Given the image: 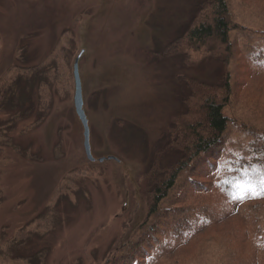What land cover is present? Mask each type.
<instances>
[{"label": "rangeland", "instance_id": "rangeland-1", "mask_svg": "<svg viewBox=\"0 0 264 264\" xmlns=\"http://www.w3.org/2000/svg\"><path fill=\"white\" fill-rule=\"evenodd\" d=\"M201 1L0 0V77L55 61L68 64L73 79L84 51L78 70L95 159L85 156L74 84L62 70L51 83L52 109L33 129L38 113L15 121L19 103L0 97V264H104L147 215L145 170L156 158L172 161L155 151L187 110L180 99L191 82L214 83L228 70L227 149L244 151V121L264 129V0H226L240 26L229 33L227 67L163 55ZM37 99L35 92V106ZM258 170L250 178L241 170L231 189L206 205L230 210L223 222L201 227L188 246L156 250L145 264H222L223 242L241 258L237 264H264V243L245 216L251 202H244L259 191ZM205 238L218 242L197 244Z\"/></svg>", "mask_w": 264, "mask_h": 264}, {"label": "trees", "instance_id": "trees-1", "mask_svg": "<svg viewBox=\"0 0 264 264\" xmlns=\"http://www.w3.org/2000/svg\"><path fill=\"white\" fill-rule=\"evenodd\" d=\"M238 27L226 0H202L194 7L188 25L163 49V55L183 61H192L193 57L201 61L209 59L227 67L232 51L229 33ZM68 68L65 64L62 69L54 61L42 67L23 64L15 76L11 70L4 71L5 78L0 77V97L19 103L18 108L14 107L17 111L14 120L38 113L36 122L29 128L44 122L52 109L54 73L62 70L64 82L73 83L75 89L74 75L72 79ZM188 90L189 95L180 99L187 110L178 114L170 133L155 151L156 157L171 158L172 161L164 164L156 158L149 161L150 167L145 170L147 215L131 238L105 258L104 264H145L156 250L170 251L174 246H188L201 227L206 229L208 224L215 223V226L223 222L231 211L216 213L206 205L213 199L216 201V196L223 191H229L233 176L241 170H244V178H250L252 172L254 176V171L260 169L256 182L259 191L254 196H244V202H251L245 214L251 231L255 229L256 241L264 243V233L260 231V224H264V129L256 130L254 125L244 121L239 125L244 133V151L233 147L227 149L226 135L231 120L224 114V109L229 106L232 96L228 70L214 83L195 80ZM35 92H38L36 106L31 102ZM57 93L62 96L63 92L57 89ZM21 107L23 110L19 113ZM1 197L0 190V200ZM197 210L208 215H200ZM195 219H198L197 226ZM208 241L213 245L218 242L205 238L197 244ZM223 245L226 254L223 253L219 261L237 264L241 258L227 243L223 242ZM31 263L34 262L31 260Z\"/></svg>", "mask_w": 264, "mask_h": 264}, {"label": "water", "instance_id": "water-1", "mask_svg": "<svg viewBox=\"0 0 264 264\" xmlns=\"http://www.w3.org/2000/svg\"><path fill=\"white\" fill-rule=\"evenodd\" d=\"M83 53L84 51H81L78 54L73 64V75H74V83H75V91H74L73 100H74L75 113L83 127V149L85 152V156L90 162H94L95 159L92 155L91 147H90L88 119L83 109V104H84L83 91H82V84H81V80L79 76V70H78L79 61ZM108 160H114V158L109 157ZM103 161L104 159L99 160V162H103Z\"/></svg>", "mask_w": 264, "mask_h": 264}, {"label": "snow or ice", "instance_id": "snow-or-ice-1", "mask_svg": "<svg viewBox=\"0 0 264 264\" xmlns=\"http://www.w3.org/2000/svg\"><path fill=\"white\" fill-rule=\"evenodd\" d=\"M262 183H264V181H262Z\"/></svg>", "mask_w": 264, "mask_h": 264}]
</instances>
